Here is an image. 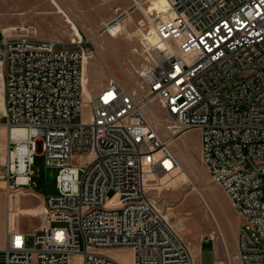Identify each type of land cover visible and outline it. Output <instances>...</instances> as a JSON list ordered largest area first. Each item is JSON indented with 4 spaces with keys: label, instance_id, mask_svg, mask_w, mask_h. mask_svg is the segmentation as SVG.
I'll list each match as a JSON object with an SVG mask.
<instances>
[{
    "label": "built area",
    "instance_id": "2783aa9c",
    "mask_svg": "<svg viewBox=\"0 0 264 264\" xmlns=\"http://www.w3.org/2000/svg\"><path fill=\"white\" fill-rule=\"evenodd\" d=\"M132 12L121 9L104 31L121 32ZM148 22L158 42L142 37L151 60L142 90L113 78L88 100L82 35L66 43L1 28L5 190L32 188L40 148L58 167V191L45 197L32 244L11 225L9 201L0 264H122L107 252L113 247L131 248L133 264H196L151 194L180 166L172 144L191 128L200 129L202 158L244 218L241 264H264V0H167ZM155 97L169 114L166 135L144 112Z\"/></svg>",
    "mask_w": 264,
    "mask_h": 264
},
{
    "label": "rangeland",
    "instance_id": "374dc122",
    "mask_svg": "<svg viewBox=\"0 0 264 264\" xmlns=\"http://www.w3.org/2000/svg\"><path fill=\"white\" fill-rule=\"evenodd\" d=\"M61 10L56 11L51 0H0V27L7 34H29L44 39L69 43L75 33L85 40L83 60V93L88 100L105 82L115 78L129 91L142 90L141 73L151 64L146 48L141 43L150 24L141 8L134 7L136 0H55ZM153 16L160 10V0H142ZM156 4V7H151ZM167 6L162 4L160 6ZM133 7L125 20V28L113 32L103 29L124 8ZM122 27V26H121ZM100 32V33H99ZM2 33L0 30V37ZM0 70V74H1ZM2 87H0V97ZM147 116L166 135L164 126L169 114L162 101L155 97L151 107L146 105ZM0 107V199L6 208L5 166L7 128ZM88 115V107L73 120L78 122ZM163 120L159 121L158 116ZM201 131L191 128L184 132L172 148L180 166L162 178L163 186L151 192L160 206L169 214L174 226L193 248L199 247L196 264H241L237 252L238 228L244 218L222 193L223 187L213 178L204 162L200 148ZM80 158L75 160L79 164ZM58 167L48 166L39 148L33 164V186L26 187L21 197L11 196V224H16L28 235V244L34 242L33 232L42 223V203L33 191L56 193ZM33 189L29 191L28 189ZM112 194V192L110 193ZM39 200V201H38ZM8 201V203H9ZM36 206L38 207L36 209ZM54 225H61L54 222ZM107 252L122 264H133V251L129 247H113Z\"/></svg>",
    "mask_w": 264,
    "mask_h": 264
},
{
    "label": "crops",
    "instance_id": "0c3cea01",
    "mask_svg": "<svg viewBox=\"0 0 264 264\" xmlns=\"http://www.w3.org/2000/svg\"><path fill=\"white\" fill-rule=\"evenodd\" d=\"M52 4L54 5V7L56 8V11H60L61 10V6L55 1V0H51ZM2 27H0L1 30ZM108 82L103 83L102 86L106 85ZM101 86V87H102ZM98 91V90H97ZM96 93V92H95ZM5 158V156L3 157V159ZM222 193L224 194V196L231 202V204L233 205V202L230 198V196L226 193V191L224 189L221 190ZM26 192L25 190H20V191H14L12 192V195L8 196L6 198V208H5V204L4 202L0 199V254H1V250L4 248V246L6 245L7 242V219H8V201L9 198L11 196H14L16 198L21 197V194ZM34 195L43 203L45 200V197L48 196L49 194H44L42 192H37V191H33ZM38 200V201H39ZM38 207L36 206V209ZM12 226L17 227L16 224H11ZM40 226V225H39ZM26 231V230H24ZM27 232V231H26ZM199 246H197V248H193V255L196 256L199 252Z\"/></svg>",
    "mask_w": 264,
    "mask_h": 264
},
{
    "label": "bare ground",
    "instance_id": "6f19581e",
    "mask_svg": "<svg viewBox=\"0 0 264 264\" xmlns=\"http://www.w3.org/2000/svg\"><path fill=\"white\" fill-rule=\"evenodd\" d=\"M137 3H138V6L141 8V10L146 14V16L151 19H153V16L148 12V10L146 9V5L142 2V0H136ZM161 2H159V4H157L159 7L160 10H163L165 9L167 6H160L162 4H167V0H160ZM156 4H152L151 7H156L157 6ZM159 10V11H160ZM149 32H144V36L149 40V43L151 44H156L158 42V36L156 35L155 31H154V25L153 24H150V29H148ZM100 33V32H99ZM81 33H75V36H80ZM147 46H149L147 44ZM124 86V85H123ZM2 87V86H1ZM125 87V86H124ZM126 88V87H125ZM127 89V88H126ZM149 106L151 107V104H149ZM0 107L3 109V111L5 110V102H4V93H3V87H2V95L0 97ZM145 114L147 115L146 111L144 110ZM158 116V115H157ZM148 117V116H147ZM159 118V121H161L163 123L162 120L164 119H160L161 117L158 116ZM149 119V117H148ZM150 120V119H149ZM151 121V120H150ZM152 122V121H151ZM164 126H165V122H164ZM166 128V126H165ZM14 136H17V137H23L25 136V131L24 130H20V129H15L14 130ZM184 136V133H182L178 139L175 140V142H179V140Z\"/></svg>",
    "mask_w": 264,
    "mask_h": 264
}]
</instances>
